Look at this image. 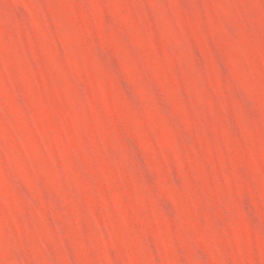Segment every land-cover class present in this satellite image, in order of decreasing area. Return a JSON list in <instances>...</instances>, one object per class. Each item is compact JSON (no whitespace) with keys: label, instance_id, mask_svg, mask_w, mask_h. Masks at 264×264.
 <instances>
[{"label":"rangeland","instance_id":"374dc122","mask_svg":"<svg viewBox=\"0 0 264 264\" xmlns=\"http://www.w3.org/2000/svg\"><path fill=\"white\" fill-rule=\"evenodd\" d=\"M0 264H264V0H0Z\"/></svg>","mask_w":264,"mask_h":264}]
</instances>
